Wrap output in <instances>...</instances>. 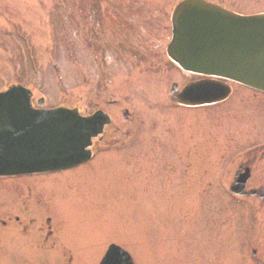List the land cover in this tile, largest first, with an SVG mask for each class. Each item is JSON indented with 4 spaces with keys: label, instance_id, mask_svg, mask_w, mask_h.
Here are the masks:
<instances>
[{
    "label": "rangeland",
    "instance_id": "obj_1",
    "mask_svg": "<svg viewBox=\"0 0 264 264\" xmlns=\"http://www.w3.org/2000/svg\"><path fill=\"white\" fill-rule=\"evenodd\" d=\"M182 1L0 0V88L19 83L34 107L111 118L90 163L64 176L0 179V222L20 216L36 230L48 218L64 230L73 264H97L110 244L134 264H255L252 250L264 264V203L226 192L230 155L263 134L264 99L233 85L211 107L167 101L172 83L195 78L165 52ZM208 1L264 13V0Z\"/></svg>",
    "mask_w": 264,
    "mask_h": 264
},
{
    "label": "water",
    "instance_id": "obj_2",
    "mask_svg": "<svg viewBox=\"0 0 264 264\" xmlns=\"http://www.w3.org/2000/svg\"><path fill=\"white\" fill-rule=\"evenodd\" d=\"M172 40L167 47V55L170 60L181 68L208 74L217 77H227L235 81L247 82V76L250 74L254 78L264 79V56L256 52L257 49L264 48V15L240 18L226 10L212 5L204 0H184L179 3L174 10L171 18ZM242 48L247 51H253L246 57L240 56ZM199 50L195 53L194 50ZM258 73H255V72ZM245 84V83H244ZM264 90V87L257 86ZM216 94L219 95L218 89ZM215 89L202 84H192L187 86L182 92H178L176 86L173 85L169 91L168 100L180 105H191L195 102L213 103L216 102ZM29 92L21 88H13L3 99L12 100L13 103L19 102L22 107L29 109ZM225 93L223 94V96ZM222 96V97H223ZM1 101V99H0ZM6 109L0 106V110ZM24 114L26 110H22ZM5 111H2V114ZM75 111L55 110L53 112L42 113L39 121L28 119V123L36 122L31 127L33 135L36 133L38 140L30 139L29 148L21 144L19 155L24 157L30 156L33 149L37 146L41 155L51 157L63 148L66 144L71 143L72 139L80 134V128L89 140L101 132L103 124H108V119L97 113L93 117L83 120L82 125L76 119ZM127 117V114H124ZM42 118V119H41ZM3 119H0L2 122ZM40 122V124H37ZM33 123V124H34ZM48 123H52L49 125ZM16 138V137H15ZM87 140V141H88ZM44 149H43V148ZM3 148H0L2 150ZM20 149V148H17ZM7 149L1 152L5 153ZM8 158L17 159V155H7ZM66 164L53 163L52 166L33 165L18 173L32 172V170L42 169L41 171L50 169H61L67 167ZM9 172V174L17 173ZM241 186L234 185L232 191L239 193ZM109 259L104 260V264H132L129 257L122 254L115 248H110Z\"/></svg>",
    "mask_w": 264,
    "mask_h": 264
},
{
    "label": "flooded vegetation",
    "instance_id": "obj_3",
    "mask_svg": "<svg viewBox=\"0 0 264 264\" xmlns=\"http://www.w3.org/2000/svg\"><path fill=\"white\" fill-rule=\"evenodd\" d=\"M258 129H264V119ZM259 124V122L257 123ZM262 127V128H261ZM254 150L241 155L237 161L233 178L245 181L244 190L251 192L253 199L264 203V131L256 137L252 146ZM20 216H13L12 221H1V227L10 230L0 233V264H73L75 258L66 251L64 230L57 231L49 225H41L36 230L33 227L27 230V223ZM71 247V246H70ZM74 247V245L72 246ZM71 247V248H72ZM73 249V248H72Z\"/></svg>",
    "mask_w": 264,
    "mask_h": 264
}]
</instances>
